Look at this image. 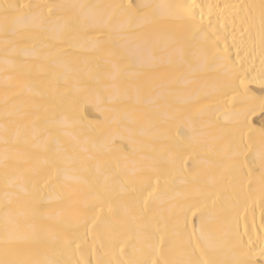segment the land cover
Returning <instances> with one entry per match:
<instances>
[{"label": "bare ground", "instance_id": "obj_1", "mask_svg": "<svg viewBox=\"0 0 264 264\" xmlns=\"http://www.w3.org/2000/svg\"><path fill=\"white\" fill-rule=\"evenodd\" d=\"M0 264H264V0H0Z\"/></svg>", "mask_w": 264, "mask_h": 264}]
</instances>
